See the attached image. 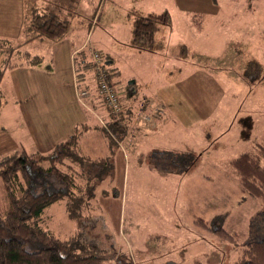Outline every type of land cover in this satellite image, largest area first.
<instances>
[{
  "label": "rangeland",
  "instance_id": "rangeland-1",
  "mask_svg": "<svg viewBox=\"0 0 264 264\" xmlns=\"http://www.w3.org/2000/svg\"><path fill=\"white\" fill-rule=\"evenodd\" d=\"M25 1L0 0V38L27 49L32 6L58 13L69 31L53 40L51 50L87 39L88 57L96 49L108 58L125 117L121 132L101 114L113 129H107L115 140L109 152L98 122L91 128L87 121L81 137L84 152L107 153L114 164L97 184L91 222L70 218L61 199L45 210L44 225L62 239L78 233L82 243L114 248L116 259L130 255L136 264H233L251 224L264 226V204L242 189L231 165L234 156L264 143V0H227L225 7V0H32L27 9ZM145 11H167L171 20H158L152 46L140 48L133 44V19ZM202 15L198 27L193 18ZM158 40L182 44L181 50ZM30 48L45 51L44 45ZM251 60L261 68L249 67ZM55 61L48 93L64 114L72 62L62 55ZM3 132L0 158L17 144L16 136ZM122 150L127 173L118 161ZM4 201L0 178L1 207ZM201 219L237 231L238 243L203 228L196 222Z\"/></svg>",
  "mask_w": 264,
  "mask_h": 264
},
{
  "label": "trees",
  "instance_id": "trees-1",
  "mask_svg": "<svg viewBox=\"0 0 264 264\" xmlns=\"http://www.w3.org/2000/svg\"><path fill=\"white\" fill-rule=\"evenodd\" d=\"M158 20L167 24L171 16L164 12L134 17V46H152ZM68 30V22L63 21L58 13L33 6L25 27V43L44 38L59 39ZM92 50L96 49H90L88 54L91 58L85 50L75 56L76 75L81 89H88V72L93 71L95 76L97 70L90 54ZM107 59L104 58L102 64L108 70ZM43 60L42 55L33 54L23 49L22 45H14L11 40L0 38V82L9 68L24 62L38 65ZM252 64L257 65L256 69L261 68L258 62L251 60L249 67ZM111 75L108 70V81ZM2 104L0 91V107ZM107 108L112 128H119L122 132L125 126L122 112H112L108 105ZM81 126H76L73 134L53 152L28 153L20 149L0 158V178L5 193L4 207L0 206V264H136L130 255L125 259H116L114 248L109 251L96 243H82L78 233L62 239L44 225L45 210L61 199H66L70 218L91 222L90 218L95 215L91 206L97 184L114 167L109 155L95 157L84 152L81 137L85 126ZM112 128L109 131L111 129L112 132ZM103 131L112 147L114 134L105 126ZM60 165L66 166V169ZM86 165L91 168L88 169ZM231 165L242 189L264 204V143L258 141L253 149L243 150L231 159ZM220 216L223 218L225 213L218 218ZM196 222L221 239L238 243L240 237L237 231H229L220 222L219 226H211L202 219ZM251 228L252 234L233 264H264V226L257 228L252 223ZM112 255L113 258H110ZM168 264L178 263L170 261Z\"/></svg>",
  "mask_w": 264,
  "mask_h": 264
},
{
  "label": "crops",
  "instance_id": "crops-1",
  "mask_svg": "<svg viewBox=\"0 0 264 264\" xmlns=\"http://www.w3.org/2000/svg\"><path fill=\"white\" fill-rule=\"evenodd\" d=\"M30 1L32 0L25 1V9H27V7L32 4H30ZM164 3L160 6H163ZM222 3V5L225 7L227 5V0H225V2L223 1ZM148 15H151V11H145V14L142 16ZM201 17L203 18H199V16L193 18V21H195L194 23H198V27H202L201 23H203L205 19V16L202 15ZM156 36L157 35L155 34V37ZM53 40L54 39L48 38L35 40L29 43L27 48L33 54L42 55L43 59H46V63L43 60V62L38 65H17L6 70L2 77L0 82V91L3 98V104L0 107V134H2V130H5L6 132L3 133L7 135L8 132L12 133V135L16 136L17 138V144H15V146L12 148L13 150L9 149V153L3 152L2 155L10 154L20 149H25L28 153L53 152L55 150L54 147L56 148L73 134L76 126H85L83 133L84 136L86 129H88L87 121H90L89 124L91 128L95 122H98V124L101 126V128L99 127L100 133L106 138L104 135L103 126L107 128L105 125L107 120H105L104 116L102 115L104 114L105 117H107V115L109 116V112L106 104L100 97H98V83L93 78V71H91L92 74L90 76H87L86 81L88 86L87 90H89L91 93L89 98L86 100L87 102L83 104L79 100L78 95L80 87L76 75L74 60L75 56H77L82 50H85L84 47L87 45V39L85 42L79 45L71 40L70 45L67 44L65 47H59L58 50H51L50 45L53 43ZM159 41L160 40H158L157 44L160 45L162 42V46L168 50L176 47L180 48V46H182V44L177 46L172 45L170 42H165V40L161 42ZM42 45L45 46V51L43 54L39 52L35 53L30 48L32 46ZM185 48H187V45ZM179 50H181V48ZM59 55H62L65 60L68 59L69 64L72 62V69L70 68L69 70L70 79L68 83L69 86L73 85V87H70L69 89L67 97L68 101L66 105L68 110H65L66 114L64 113L65 116L63 120L60 117L64 114H58V112H60L59 107H56L57 104L54 103V100L48 93L49 81L51 79H56L55 76L52 77V72L55 71L54 67L56 66L55 56L58 57ZM110 60L111 61L109 62L113 61L112 58ZM73 107L74 109H72ZM81 108H83L84 111ZM157 109H159L158 106H155V110ZM110 120L111 117L109 116V122ZM108 127L110 128L109 124ZM104 140L105 141H103V143L107 145V150L110 148V145L107 141V138ZM81 146H84V143H81ZM91 149H93V147H91ZM109 150L110 149H108V152ZM122 152L123 154L119 155L118 161L121 165H123V167H125L127 173L129 157L126 150H122ZM107 155L108 154L106 153L105 155L101 154L96 155L95 157Z\"/></svg>",
  "mask_w": 264,
  "mask_h": 264
},
{
  "label": "built area",
  "instance_id": "built-area-1",
  "mask_svg": "<svg viewBox=\"0 0 264 264\" xmlns=\"http://www.w3.org/2000/svg\"><path fill=\"white\" fill-rule=\"evenodd\" d=\"M90 54L92 55V59L96 63L97 68L95 78L98 82V95L102 101L111 108L112 112L119 113L122 109V102L118 93L108 81V70L106 66L102 64L104 58L97 50H92ZM90 94L89 90L80 88L78 93L79 100L85 104L83 98L90 96Z\"/></svg>",
  "mask_w": 264,
  "mask_h": 264
},
{
  "label": "water",
  "instance_id": "water-1",
  "mask_svg": "<svg viewBox=\"0 0 264 264\" xmlns=\"http://www.w3.org/2000/svg\"><path fill=\"white\" fill-rule=\"evenodd\" d=\"M133 83H134V80H131V81H130V84H133Z\"/></svg>",
  "mask_w": 264,
  "mask_h": 264
}]
</instances>
